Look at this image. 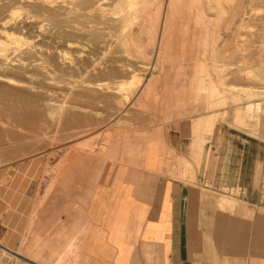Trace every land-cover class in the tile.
Returning a JSON list of instances; mask_svg holds the SVG:
<instances>
[{
	"label": "crops",
	"instance_id": "1",
	"mask_svg": "<svg viewBox=\"0 0 264 264\" xmlns=\"http://www.w3.org/2000/svg\"><path fill=\"white\" fill-rule=\"evenodd\" d=\"M153 117L115 130L81 176L68 163L49 192L6 191L0 264H59L70 249L76 264H264V140L237 145L221 127L206 144L202 119Z\"/></svg>",
	"mask_w": 264,
	"mask_h": 264
},
{
	"label": "rangeland",
	"instance_id": "2",
	"mask_svg": "<svg viewBox=\"0 0 264 264\" xmlns=\"http://www.w3.org/2000/svg\"><path fill=\"white\" fill-rule=\"evenodd\" d=\"M236 6L237 4H222L228 19L231 21L234 18L231 29H220L218 40V59L219 62L222 60L219 66L223 68L226 65V71L222 74L225 79L223 86L218 85L213 62L209 58L205 62L206 69L212 73L214 84L220 90L227 89L226 95L232 97H227L228 101L223 107L215 108L217 113H226V117L225 120L222 116L219 117L212 132L207 130L205 134L202 133L207 136L203 141L206 144L210 141L209 135L215 134L221 127L229 128L226 130L235 135L234 144L237 145L245 138L264 140V122L261 124L262 128L258 123L257 128L250 129L242 127L233 119L234 110L245 107L248 102V96L244 93L257 92L258 87L264 88V79L257 81L249 78L248 74L245 75L250 71L256 73L254 67L257 68L264 62V23L253 17L256 12L250 11L248 4H240L237 13H234ZM253 8L262 9V4H253ZM208 13L212 22L218 19L217 10ZM249 15L252 16L250 20L247 19ZM148 24L145 26L148 27ZM198 24L193 14L188 12L183 18L171 21L172 26L170 25L162 42L166 50L163 54L167 58L163 59L164 64L160 61L158 68L154 69L151 66L155 53H152L151 48L155 45L154 40L157 39V44L160 41L153 33H148L149 36L147 33L140 34L141 36L138 34L143 38L138 39L146 43L143 44L146 45L145 50L144 46L137 47L140 50L138 53H144L139 54L142 58L136 57L134 62L130 61L132 67L128 64L113 69L107 64L92 67L93 64L106 62L104 52L95 48L88 37L74 30H55L50 35L51 40H39L43 52L36 54L37 66L30 68L28 74L17 73V77L25 82L27 88L35 85L36 89L27 95L23 92L26 90L24 87L5 84L0 86V214L6 191L16 195L27 192L31 196L38 192L41 187L39 183H42V191L49 192L51 179H61L68 163L72 172L75 171V176H81L78 165L91 155L103 154L113 135H117V129L129 127L130 123H139L142 119L144 123L147 119L151 121V115L156 119L162 115L164 123H171L172 128L178 127L182 121L186 122L188 128L190 122L193 126L198 119L211 115L214 110L208 109L203 100L204 95L200 94L197 101L195 94L199 83L194 81V74L196 76L197 46L201 38ZM57 53L64 54L67 58L65 63L59 55L55 57ZM57 60L60 61L59 64L61 61L62 63L57 65ZM131 74H138L142 79V83H138V87L132 92L133 96L129 91L121 94L116 89H104L106 86L102 84L82 82L83 77L99 82L107 79L111 87H117L116 82ZM235 86L237 93L246 97L242 98L240 104L232 101ZM145 93L146 97L142 98ZM115 94L120 95L117 98ZM255 101L259 102L260 98ZM47 102L64 107L63 114L51 115ZM260 102L264 104V98ZM194 136L197 137L198 134ZM188 168H191L189 164ZM12 210H15L14 206ZM15 250L26 254L24 249ZM66 251L59 255V264H76L80 261L77 249Z\"/></svg>",
	"mask_w": 264,
	"mask_h": 264
},
{
	"label": "bare ground",
	"instance_id": "3",
	"mask_svg": "<svg viewBox=\"0 0 264 264\" xmlns=\"http://www.w3.org/2000/svg\"><path fill=\"white\" fill-rule=\"evenodd\" d=\"M222 4H237L236 8L234 7V13H237L240 4H248L250 6L249 10L256 12L253 14V17L261 23H264V0H0V86L5 84L24 87L26 89L23 90L24 94L32 93L33 89H36L35 85L27 88L25 82L19 80L17 73L28 74L30 73V68L37 66L36 54L43 52V46L39 44V40H51L50 35L54 34L55 30L65 31L71 29L88 37L95 48L104 52V57L106 58V62H99L91 66L97 68L98 65L107 64L112 69L116 68V66L122 67L131 64L130 61L134 62L133 59L135 60L136 57L142 58L139 54L143 52L138 53L140 50L137 47H142L146 43L138 38H140V34L144 35V33H147L148 35V33H153L158 36L160 42L157 44V39L154 40L155 45L153 44L151 48V50L153 49L152 53H155L154 65L152 64L150 66L153 69L155 67L158 68L157 65L160 64V61L163 63V59L167 58L163 54L166 50H164L165 47L162 42L168 34L171 21L173 19L183 18L184 14L188 12L192 13L200 24H198V32L200 34L197 32V34L201 35V38L200 41L197 39L199 41V46L197 47L199 48L197 49L196 76L194 74V81L199 83L197 87L195 86L198 90L196 91L195 88V94H197L196 100L199 101L200 94L204 95L205 99L203 100L208 109L214 110L211 115L197 122L196 131L200 134L207 130L208 132H212L218 123L219 117L222 116L223 119L226 117V113H217L215 108L217 107L219 109L223 107L228 101L227 97L232 98L227 96V89L220 90L214 84L215 81H213L214 78L212 79V73L206 69L207 63H205L208 58L213 62L214 70H212L218 79V85L223 86L225 79L222 74L226 71V65L223 68L219 66L222 60L219 62L218 59V40L220 29H231L234 18L231 21L228 19V15L222 7ZM253 4H262V9L253 8ZM214 9L218 11V19L212 22L208 12ZM251 18L252 16L249 15L247 19L250 20ZM147 23H149L148 27L145 26ZM145 48L146 45L144 46V50ZM58 55L65 63L67 58L64 54L57 53L55 57H58ZM224 56L226 57V55ZM59 62L57 60V65L61 64ZM149 64H146V66H149ZM92 67L91 69H93ZM252 67L250 66V68ZM254 69L256 73L250 71L246 72L245 75L248 74L249 78L256 79L257 81L261 78L263 81L264 62L259 67H254ZM124 73L126 72L124 71ZM87 81L105 85L106 87L104 89L106 90H119L121 94L124 91H129V94L131 93L132 96V92H134L137 84L142 83L141 76L138 74H131L128 78H122L115 83L117 87H111L107 79L99 82L89 81L85 77L82 78V82L86 83ZM195 84L197 83L195 82ZM236 88L235 86L233 89L235 93L233 92L232 101L240 104L243 97L242 93H237L238 89ZM229 90L232 92L231 89ZM115 95L118 98L120 94ZM244 95L246 97L248 96L246 99L248 102L245 107H238L234 110L233 119L235 118V122L242 127L255 129L258 127V123H260V128H262L264 125V104L260 101L264 98V88L258 87L257 92L244 93ZM32 97L34 98V96ZM145 97L146 93L142 98ZM257 98H260L259 102L255 101V99L258 100ZM46 105L51 115L61 116L63 114L64 107L55 105L54 103L52 104L51 102H47ZM261 124H263L262 127ZM198 142L201 143V141ZM120 143L122 144L121 141ZM140 148L144 149L145 147L142 145ZM123 260H125L124 255Z\"/></svg>",
	"mask_w": 264,
	"mask_h": 264
}]
</instances>
